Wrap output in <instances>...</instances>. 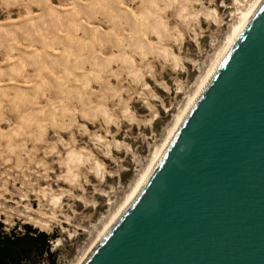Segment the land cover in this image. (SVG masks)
Here are the masks:
<instances>
[{
  "label": "rangeland",
  "instance_id": "374dc122",
  "mask_svg": "<svg viewBox=\"0 0 264 264\" xmlns=\"http://www.w3.org/2000/svg\"><path fill=\"white\" fill-rule=\"evenodd\" d=\"M29 1L30 0H0V24L8 22L16 23L18 21L16 24L14 23V26L5 24L0 29V70L4 73L6 72L5 74L7 75L0 73V84L2 85L3 83L4 86H7L5 83L9 82L10 76L8 68L17 63L10 61H13V59L15 60V58L17 60L18 57L22 58V55L24 57V55H27L25 51L29 52L30 49L40 50L41 44H43L42 40L46 38L51 41L53 35L58 34L59 36V33L63 35L66 30L64 26H66L65 22L67 21H62L65 23L64 26H51L48 21L49 18H46V15L42 13V4L33 0ZM45 1L48 5L58 9L60 12L57 11V13H60L61 16L65 15L69 11L68 9H74L72 0ZM76 1L77 5L82 4L81 0ZM120 1L119 4L129 11L131 16L137 17L140 15L141 9L137 7L138 5L133 6V0ZM240 1L243 5L246 4V0ZM97 2L99 3L100 0H86L84 4H86V6L89 5V9L95 11V4ZM190 3L187 4L189 11L187 10L186 17H188L181 23L183 18L182 20L177 19L174 15V11L171 10L174 8L176 9L177 3L176 5L174 4L173 7L170 6L171 8H167V6L149 0V4H157V8L155 7V9H153L154 13L159 17L162 15L163 26L166 30L165 35H163L160 40V45L158 42L152 40L150 31L146 29H143V33L136 35L138 38H136V36L134 37V34L132 35L128 26L125 27L122 25L119 27L120 29H118V32L120 31L119 34H121L120 39H122L121 47H123V52L126 51V53H130L131 50L130 46H127V43H123V41H126L125 39L127 37H131V45L132 43L138 45L139 38H144L143 40L153 46V48L160 46L164 51L169 53L178 64L173 65L170 62H166L159 57L156 52H147L139 55L141 56H138L139 58L133 54L127 55L126 60L129 62V69L128 66L125 67V64H117L115 67L113 65L101 66L105 70L100 67V73H104L105 75H109L111 72L117 73V81H115L114 84L110 81H103V87L99 85L101 88H97V93L101 96L98 98L91 96L85 106L84 104L82 105L84 108L82 109V113L76 104L77 100L73 99L80 98V95L84 96L81 94V91L82 93H86V90L82 89V81L73 79V75H69L72 74L73 71H64L57 60H55L54 65L56 70H54L52 74L58 77V72H60L61 75L68 72L66 76L70 78L68 81L69 83L66 84L64 89L65 94L68 96L67 101H64V98H57L59 96L56 94V90L52 92V98H47L44 94H40L38 99L35 100V105L39 106L41 110L35 111V106L31 103L34 99L32 89L37 85L39 70L34 64L27 65L23 68L24 71L21 76H19L20 74H16L13 78L15 86L17 84L21 86V88H19L24 90L31 101L19 102L20 104H17V106H19L15 108L12 102H9L10 100L7 99L16 98L18 93L12 88L9 89V87L3 90V92H0V134H6L11 130L14 132H19V130L21 132L24 130L27 133H22L21 135L13 133L14 136H10L12 145L23 147L24 155L23 153L21 154V152L16 153L7 151L6 146L9 138L7 136V139L6 135H0V188H2L3 182H5V186L8 184L7 189L10 192L12 191L13 195L15 194L13 198L6 195L7 198L12 200L10 202H5V204L13 205V201L19 200L16 195V188L22 189L21 185L22 187L26 186L25 188L27 190L33 187L34 189H32L35 193L41 188H48L54 194L60 195V193L63 192L64 195L60 198L61 207L59 206L58 209H53V211H55L53 216L56 215V218L50 215V211L48 210L49 206H45L47 210L46 213L49 214L47 226L33 221H24L23 218L12 217V219H10V217H8L6 219L5 217L7 216L4 214H0V222L7 231L11 228H20L22 225L28 224L49 234L55 233L56 237L53 238L55 240L52 245L54 246L53 252L57 264H73L81 255L84 248H86L97 235L105 220L123 203L132 185L148 166L153 157V153L158 150L177 114L186 103L188 97L196 90L198 84L209 70L212 62L225 45L232 25L236 23L238 19L240 13L238 9L242 8V6L240 8L239 4L234 0H197L191 1ZM204 10L213 11L215 19H205L203 15H199L197 16L198 18L195 19L193 16L195 12H204ZM157 11L160 12L157 13ZM84 13L85 12H78L77 19H79L81 24H86V26H88L86 28L90 27L93 31L96 30L95 32L99 36H103V34L106 35L109 32V27L106 22L99 18L95 12L93 13L94 15H91V18L86 15L84 16ZM190 14H193L192 17L189 16ZM31 16H35L32 20H34L33 22L37 25V29L34 32H32V29H29L32 26H29L30 24L25 22L26 19ZM38 17L42 19L40 20ZM35 20H37V22L39 21V24ZM150 20L146 25L148 29L153 19ZM162 20L160 21L162 22ZM144 31H147V34ZM33 33L34 35L36 34V36H34ZM85 33L86 32H84V35ZM86 35L82 37L80 41L88 47L90 41ZM14 41H17L19 44L17 45ZM136 44L135 46H137ZM9 45H11V47ZM55 47L63 52L60 47ZM99 49L102 51L100 52ZM9 51L14 53L10 54ZM74 52L70 50L67 51V56L69 55L70 61L76 60L78 56V58L84 56L83 53H85L84 57L90 59L89 61L94 58V60H92L93 62L97 61V63L103 64L106 60H111L108 47L97 46L93 48V50H87V52ZM17 54H19V56H16ZM73 54L74 56L77 55V57H72ZM6 55L10 57L8 58ZM19 58L18 60H20ZM108 61H106V63ZM127 69H131L132 74L137 76H132L130 78V75L126 72ZM83 72L90 74L86 66L83 67ZM45 76H47V74H45ZM78 82H81V84ZM23 85L25 87H22ZM27 86L28 88H26ZM78 88L79 90H77ZM87 96L88 94L85 98H87ZM52 101L56 102L53 104L56 107H52L54 109L51 108V110L48 107H50L49 104ZM60 105L61 109L59 107ZM102 109L105 110V112ZM62 110L64 112H62ZM99 111H102L105 115ZM52 113L54 117L50 118V114L52 116ZM29 118H32V120L27 124L25 120ZM52 119H55V121L52 122ZM23 121L24 123L26 122V126L22 125ZM61 125L62 127H60ZM40 127L45 129L42 135H40V131L38 133ZM40 137L42 139L39 140ZM95 138L101 140V142L97 143ZM114 142H118L119 145L121 144L120 147L114 146ZM105 143L109 145L108 151L105 149L106 147L104 148ZM25 150L28 153L25 152ZM80 151H84V154L87 158L89 157L88 159H90L91 163L93 162L97 166L102 167L104 171L103 177H99L94 172L90 171L87 164H84L77 168L79 176L77 178L78 181L74 184L66 182L64 175L67 174V168L64 167L66 166L64 161L70 153H79ZM9 152L11 155H9ZM17 156L19 157L17 158ZM13 160H16V162ZM18 163L20 166L17 165ZM22 164L24 165L22 166ZM13 166H15V168ZM21 166L22 169L19 168ZM17 168L19 169L17 170ZM15 180L18 181L16 182ZM20 180H23L21 184ZM26 180L27 184L25 182ZM25 188H23L22 191H24ZM35 197L33 192H28V200L22 201L23 203L28 202L32 204L33 208L36 209L37 199ZM57 239L60 240L58 244L55 243ZM31 264L50 263L46 258H43L35 260Z\"/></svg>",
  "mask_w": 264,
  "mask_h": 264
},
{
  "label": "water",
  "instance_id": "95a60500",
  "mask_svg": "<svg viewBox=\"0 0 264 264\" xmlns=\"http://www.w3.org/2000/svg\"><path fill=\"white\" fill-rule=\"evenodd\" d=\"M82 264H264V0Z\"/></svg>",
  "mask_w": 264,
  "mask_h": 264
},
{
  "label": "bare ground",
  "instance_id": "6f19581e",
  "mask_svg": "<svg viewBox=\"0 0 264 264\" xmlns=\"http://www.w3.org/2000/svg\"><path fill=\"white\" fill-rule=\"evenodd\" d=\"M11 1H15V0H11ZM32 1V0H30ZM29 1V2H30ZM35 2H40V4H42L43 7V14L46 15V18H49V22L51 24V26H55L57 27L58 25L60 26H64V24L66 23V30L65 33L63 35H61V33H59L60 35H53L51 41L48 39H44L42 40L43 44H41V49H30L29 52L25 51L27 53V55H22V58H19L20 60H15L13 59V61L10 62H17L15 65H11L8 68V73H9V82L5 83L7 84V86H4V84L2 83V85L0 84V92H3V90H6L7 87H9V89H14V91H16L18 94V96L16 98H10L7 100H10L9 102H12L13 107L17 108V104L19 102H28L31 101L29 96L25 94L24 90L20 89L21 86L16 85L13 82V78L16 74H20L19 76H21V74H23L22 72L24 71L23 68H25L27 65L30 64H34L38 70H39V77L37 80V85H35V88H31L33 90V102H31L33 104L35 111L39 110L40 107L35 105V100L38 99V97L40 96V94H44L47 98L50 97L52 98V92L54 90L57 91V95L59 97L57 98H64V101L68 100V96L65 94V86L66 84H68L70 78L67 77V73L61 75L60 72H58V77H56V75L52 74L54 72V70H56L54 68L55 65V60H57V62H59L58 64L61 66V68L64 71H73L72 74L69 75H73V79H76L78 81H82L79 84L82 85V89L86 90V93H82L81 94L84 96H79L80 98L76 99L73 98L76 101V104L78 105L80 112L82 113L84 109L82 107V105L88 102V100L90 99L91 96L98 98L100 97L99 94L97 93V88L99 87V85H102L103 81L107 82L110 81L112 82V84L115 83V81H117V73L111 72V74H104V73H100L99 72V68L101 66H108V65H113L114 67L119 64V65H123L125 64L128 69L130 68V66L128 65L129 62H127L126 60V56L127 55H135L136 57H138L139 55L143 54V53H157V55H159V57H161L163 60H165L166 62H170L173 65L178 64L169 53H167L166 51H164L160 46L153 48V46L149 45L145 40L140 39L139 38V43L138 45L136 43H132L131 45V37H127L125 40V42L123 41V43H127V46H130L131 50L130 53H126L123 52V47L122 46V39H120L121 34L120 31L118 32V29H120L119 27L124 25L125 27L128 26L129 30L131 31L132 35L135 37L137 34H141L143 33V29L150 31V34L152 35V40L155 42H158L160 45V40L163 37V35H165V29L163 26V20H162V15L161 17H159L158 15H156V13H154L155 7L157 8V4H161L163 6H174V4L176 5L177 3V7L176 9H171L172 11H174V15L176 16L177 19H181L183 18V20L181 21V23L186 20L185 18L187 15L188 10V5L191 1H197V0H152L154 2H156L157 4H149V0H133V6L138 5L137 7H139L141 9V13L140 15H138L137 17H133L129 14V11H127L125 8H123L119 2H121L120 0H100V2L95 4L96 8L95 11L89 9V5L86 6L85 1L86 0H81L82 4L77 5V1L76 0H72L73 3V8L74 9H68L69 11L61 16L60 13H57L58 9L53 8L51 5H48L46 3L45 0H33ZM236 3L239 4L240 8L242 6L241 9H238L240 11L238 19L236 21V23H233L231 31L229 36L227 37V41L225 42V45L223 46V48L220 50V52L218 53L217 57L215 58V60L212 62L209 70L207 71V73L204 75L203 79L200 81V83L198 84L196 90L193 92L192 95H190L186 101V103L184 104V106L182 107V109L179 111V113L177 114L175 120L173 121L171 127L169 128V130L167 131V134L164 138V140L162 141L161 145L159 146L158 150L153 153V157L151 158L148 166L143 170V172L140 174V176L138 177V179L135 181V183L132 185V187L130 188V192L129 194L126 196V198L124 199L123 203L120 205V207H118V209L113 212V214L107 218L105 220V222L103 223L102 228L98 231L97 235L91 240V242L89 243L88 246H86V248H84L83 252L81 253V255L75 260V262L73 264H82V262L85 260V258L88 256V254L91 252V250L94 248V246L97 244V242L100 240V238L104 235V233L107 231V229L110 227V225L113 223V221L116 219V217L119 215V213L122 211V209L125 207V205L128 203V201L131 199V197L135 194V192L138 190V188L141 186V184L143 183V181L145 180V178L147 177V175L149 174V172L151 171V169L153 168L154 164L156 163V161L158 160V158L160 157V155L162 154V152L164 151L165 147L167 146V144L169 143V141L171 140V138L173 137L174 133L176 132V130L178 129V127L180 126V124L182 123L183 119L185 118V116L187 115L188 111L190 110V108L192 107V105L195 103L196 99L198 98V96L200 95V93L202 92V90L204 89L205 85L207 84V82L209 81V79L211 78V76L213 75V73L215 72L216 68L218 67V65L220 64V62L222 61V59L224 58V56L226 55L229 47L232 45V43L234 42V40L236 39V37L238 36V34L241 32V30L243 29V27L245 26V24L248 22V20L250 19V17L253 15V13L255 12V10L257 9V7L260 5V3L262 2V0H246V4H242V2L240 0H234ZM48 2V1H47ZM80 2V1H79ZM96 2V1H95ZM200 2V1H199ZM241 2V3H240ZM33 3V2H32ZM136 3V4H135ZM35 4V3H34ZM37 4V3H36ZM191 4V3H190ZM39 5V4H38ZM236 5V4H235ZM88 7V9H87ZM190 7V6H189ZM171 8V7H170ZM169 8V9H170ZM191 8V7H190ZM161 9V8H160ZM158 9V10H160ZM164 10V9H163ZM162 10V11H163ZM188 10V11H187ZM67 11V10H66ZM135 11V10H134ZM60 12V11H58ZM78 12H85L84 16L86 15L87 17L91 18V15H94L93 13L95 12L96 15L99 16V18L103 19L107 26L109 27V32L103 36H99L98 34H96V30L93 31V29L90 27L86 28L88 26H86V24H81L79 19H77V13ZM156 12V11H155ZM160 11H157V13ZM192 12V11H191ZM195 12V11H194ZM65 13V11H64ZM193 13V12H192ZM162 14V12H161ZM173 15V14H172ZM193 14H190L189 16L192 17ZM199 15H203L206 18H210V19H215V14L213 13V11H205L204 12H195V14L193 15L195 17V19H197ZM42 17V16H41ZM80 17V15H79ZM35 16H31L28 19H26L25 22L29 23V26H32L31 28H29L30 30L32 29V32H34L37 28L35 25V23L33 22ZM40 18V17H38ZM45 18V17H44ZM45 18V19H46ZM42 18H40L41 20ZM86 19V18H85ZM152 21H151V20ZM39 20V19H37ZM37 20H35L37 22ZM47 20V19H46ZM67 21L65 23H63L62 21ZM149 20L151 21L150 25H149V29L148 27L146 28L147 23L149 22ZM162 20V22L160 21ZM47 21V22H48ZM180 21V20H179ZM18 22V21H17ZM16 22V23H17ZM20 22V21H19ZM23 22V21H22ZM39 22V21H38ZM37 22V23H38ZM62 22V23H61ZM198 22V21H197ZM15 22H8V23H1L0 24V29L2 28L3 25L5 24H10V26H14ZM15 23V24H16ZM34 23V24H33ZM36 23V24H37ZM39 24V23H38ZM187 24V23H186ZM180 25V24H179ZM27 26V25H26ZM47 26V25H46ZM50 26V25H48ZM151 26V28H150ZM16 27V26H15ZM11 28V27H10ZM14 28V27H13ZM56 29V28H55ZM54 30V29H53ZM128 30V31H129ZM2 31V30H1ZM31 32V31H30ZM47 32V31H46ZM84 32L85 35L89 38V46L87 47L86 44H82L80 39L82 37H84ZM118 32V33H117ZM147 34V31H144ZM57 33V32H56ZM55 33V34H56ZM117 33V34H116ZM130 33V34H131ZM34 35V33H33ZM32 35V36H33ZM84 35V36H83ZM126 35V34H125ZM36 36V34L34 35ZM149 36V35H148ZM165 37V36H164ZM167 37V36H166ZM37 38V37H36ZM51 38V37H50ZM136 38H138L136 36ZM149 38V37H148ZM40 39V38H39ZM135 39V38H134ZM133 39V41H134ZM165 39V38H164ZM180 40V39H179ZM182 40V39H181ZM1 42V41H0ZM5 43V42H4ZM3 43V44H4ZM12 43V42H11ZM14 43H17V41ZM13 43V44H14ZM164 43V42H163ZM9 44V43H7ZM12 44V45H13ZM19 43H17L18 45ZM40 44V43H39ZM135 44L137 46H135ZM180 44V43H179ZM11 47V45H9ZM14 46V45H13ZM55 46L60 47V49L63 50V52H61L59 49H57ZM108 47L109 51H110V58L111 60H106L108 61L106 63H97L93 62L92 60H94V58H92L91 61H89L90 59H87L85 56V53H83L84 56L78 58L77 55H75L77 57L76 60H72L70 61L69 55L67 56V51H82V52H87V50H93V48L95 47ZM126 46V45H125ZM8 47V46H7ZM9 47V48H10ZM16 47V46H15ZM19 47V46H17ZM21 47V46H20ZM8 48V50H9ZM11 49V48H10ZM19 49V48H18ZM25 49V48H23ZM12 50V49H11ZM22 50V49H21ZM27 50V49H25ZM100 50V49H99ZM14 51V50H13ZM102 50H100L101 52ZM10 54L12 53V51H9ZM18 52V51H17ZM16 52V53H17ZM20 52V51H19ZM93 52V51H92ZM14 53V52H13ZM12 53V54H13ZM24 53V52H23ZM22 53V54H23ZM24 53V54H26ZM9 54V55H10ZM75 54V52H74ZM73 54L72 57H75ZM91 54V53H90ZM71 55V54H70ZM155 55V54H154ZM8 57V55H6ZM5 56V57H6ZM16 56H19V54H17ZM81 56V54H80ZM10 57V56H9ZM8 57V58H9ZM12 57V56H11ZM71 57V56H70ZM129 57V56H128ZM131 57V56H130ZM141 57V56H139ZM138 57V58H139ZM99 58V57H98ZM11 59V58H10ZM100 59V58H99ZM9 60V59H7ZM12 60V59H11ZM102 60V59H101ZM104 61V60H102ZM8 62V61H7ZM100 62V61H99ZM131 64V63H130ZM8 66V65H7ZM86 66L87 70L90 71V74H87L86 72H83V67ZM6 67V66H5ZM34 67V66H33ZM2 69V68H1ZM85 69V68H84ZM101 69L105 70L104 68L101 67ZM127 69V73L130 75V78L136 77L135 75L132 74V67L130 70ZM59 71V70H58ZM116 72V71H115ZM0 73H4L2 72V70H0ZM6 73V72H5ZM4 73V74H5ZM7 73V74H8ZM3 74V75H4ZM45 74H47V76H45ZM104 74V75H103ZM127 74V75H128ZM2 75V74H1ZM6 75V74H5ZM26 75V74H25ZM37 75V76H38ZM128 75V76H129ZM7 76V75H6ZM18 76V77H19ZM47 77V78H46ZM3 79V78H2ZM25 79V78H24ZM72 79V80H73ZM15 81V80H14ZM2 82V81H1ZM74 82V81H73ZM77 83V84H78ZM76 84V83H74ZM20 87V88H19ZM22 87H25L24 85ZM31 87V86H30ZM76 87V86H75ZM78 87V85H77ZM103 87V85H102ZM28 88V86L26 87ZM101 87H99L100 89ZM106 88V87H105ZM112 88V87H111ZM8 89V88H7ZM67 89V88H66ZM107 89V88H106ZM31 90V91H32ZM79 90V88L77 89ZM28 91V90H27ZM30 91V90H29ZM6 92V91H5ZM112 92V91H111ZM28 94V93H27ZM88 94L87 98H85V96ZM79 95V94H78ZM77 95V96H78ZM112 95V94H111ZM71 96V95H70ZM113 96V95H112ZM6 100V99H5ZM62 101V100H61ZM55 102V101H54ZM54 102L52 101L48 108H52L55 105ZM56 103V102H55ZM20 104V103H19ZM62 105V103H61ZM61 105L59 106L61 109ZM56 107V106H55ZM54 107V108H55ZM57 107V108H59ZM66 107V106H65ZM52 108V109H54ZM14 109V108H13ZM33 109V108H32ZM47 109V108H46ZM49 109V110H50ZM51 109V110H52ZM64 109V108H63ZM78 109V110H79ZM41 110V109H40ZM103 110V109H102ZM48 111V110H47ZM105 112V110H103ZM33 112V111H32ZM62 112H64L62 110ZM67 112V111H66ZM71 112V111H70ZM100 112V111H99ZM35 113V112H34ZM33 113V114H34ZM51 113V112H50ZM100 113H103L102 111ZM24 114V113H23ZM22 114V115H23ZM32 114V113H31ZM63 114V113H62ZM104 114V113H103ZM102 114V115H103ZM73 115V114H72ZM105 115V114H104ZM39 116V115H38ZM33 117V115H32ZM35 117V116H34ZM53 113L52 116L50 114V118H53ZM56 117V116H55ZM59 117V116H58ZM27 118V117H26ZM30 120H32V118H29L27 120H25L27 122V124H29ZM69 120V119H68ZM55 119H52V122H54ZM25 122V123H26ZM34 122V121H33ZM23 121V126H26L27 124H25ZM38 123V122H37ZM42 123V122H41ZM40 123V124H41ZM56 124V123H55ZM60 124V123H59ZM62 124V123H61ZM67 125V124H66ZM69 126V125H68ZM62 127V125L60 126ZM26 128V127H25ZM43 127H40L38 130V133L40 131V135L43 134V131L45 129H43ZM66 129V128H65ZM11 130V129H10ZM16 131V130H15ZM13 133H17L18 135H21L22 133H26V131H21L19 130V132H14V131H9L6 134V138L8 136L9 140L7 142V146L6 149L7 151L10 152H21V154L23 153L24 149L22 146H15L12 145V142L10 141V136L13 135ZM27 134V133H26ZM30 134V133H28ZM1 135V134H0ZM1 135V136H3ZM14 136V135H13ZM23 136V135H22ZM5 137V136H4ZM39 137V136H38ZM3 138V137H2ZM7 138V139H8ZM14 138V137H13ZM36 138V137H35ZM6 139V140H7ZM42 139L41 137L39 138V140ZM59 139V138H58ZM37 140V139H36ZM59 141V140H58ZM95 141L97 143L101 142V140L95 138ZM35 142V141H34ZM104 144V143H103ZM102 144V145H103ZM22 145V144H21ZM98 145V144H97ZM121 145V144H120ZM118 142H114V146H118V148L120 147ZM106 147V148H105ZM17 148V149H16ZM104 148L107 150L109 148L108 143H105ZM38 149V148H37ZM105 150V151H106ZM6 151V152H7ZM108 151V150H107ZM9 152V153H10ZM25 152H27L25 150ZM5 153V152H4ZM8 153V154H9ZM28 153V152H27ZM32 153V152H30ZM7 154V156H8ZM20 154V155H21ZM36 154V153H35ZM11 155V153L9 154ZM17 155V154H16ZM24 155V153H23ZM28 155V154H26ZM30 156V155H28ZM12 157V156H11ZM16 157V156H15ZM19 156H17L18 158ZM7 158V157H6ZM22 158V157H20ZM89 158V157H88ZM86 157V155L84 154V151H80L79 153H70L65 161L64 164H66L67 168V174L64 175V178L66 179V182H70L71 184L76 183L78 180L77 178L78 173H77V168H79L80 165H84L87 164L88 168L90 171L94 172L96 175H98L99 177H103V169L102 167L97 166L96 164H94L93 162L91 163L90 159H88ZM3 159V158H2ZM9 159V158H8ZM16 159V158H15ZM23 159V158H22ZM28 159V158H27ZM10 160V159H9ZM30 160V159H29ZM5 161V160H4ZM14 161V160H13ZM16 162V160L14 161ZM19 162V161H18ZM21 162V160H20ZM19 162V163H20ZM30 162V161H29ZM10 163V162H9ZM13 163V162H12ZM19 163L17 165H19ZM23 163V160H22ZM26 163V162H25ZM5 164V162H4ZM21 164V163H20ZM28 164V163H27ZM41 164V162H40ZM63 164V165H64ZM2 165V164H1ZM14 165V164H13ZM24 164H22L23 166ZM29 165V164H28ZM11 166V165H10ZM9 166V167H10ZM16 166V165H15ZM15 166H13L15 168ZM20 166V165H19ZM22 166L19 167L22 169ZM3 167V165H2ZM11 167V168H13ZM29 167V166H28ZM17 168V170L19 169ZM9 169V168H8ZM20 169V170H21ZM7 170V169H6ZM12 170V169H11ZM10 170V171H11ZM29 170V169H28ZM25 171V170H24ZM8 172V171H7ZM32 172V171H31ZM3 173V172H1ZM23 175V174H22ZM21 175V176H22ZM28 175V174H27ZM46 175V174H45ZM19 176V174H18ZM32 176V175H31ZM48 176V175H47ZM12 178V177H11ZM18 178V177H17ZM45 178V177H44ZM24 179V178H23ZM27 179V178H26ZM30 179V178H29ZM6 180V179H5ZM16 181V180H15ZM14 181V182H15ZM18 181V180H17ZM16 181V182H17ZM20 180V184H21ZM8 182V181H6ZM13 182V183H14ZM27 184V180L25 181ZM2 183V181H1ZM12 183V184H13ZM5 182H3L2 184V188H0V214H4L6 219L8 217H10V219H12V217H17V218H23L24 221H33L36 223H39L43 226H47V221L49 218V214L46 213V205L49 206L48 210L50 211V215L53 216L54 212L53 209L55 208H59L60 206V198L63 195V192L60 193V195L54 194L50 189L48 188H41L39 190H37V192L35 193V191L31 188L30 190H27L24 186L21 188H25L24 191H22V189L20 188H16L17 189V196L19 198V200H15L12 203H14L13 205H9V204H5V202H10L12 199L7 198V196H10L13 198V196H15V194L13 195L12 191L10 192L7 189V186L4 185ZM15 184V183H14ZM14 184L12 185L14 187ZM25 184V183H24ZM81 185V184H80ZM1 186V185H0ZM12 187V188H13ZM77 188V187H76ZM15 190V189H14ZM62 191V190H61ZM64 191V190H63ZM16 192V191H15ZM28 192H33L35 194V198L37 199V208L34 209L32 204L30 203H23L22 200H28ZM69 193V192H68ZM65 194V193H64ZM64 196V195H63ZM3 200V201H2ZM44 200V202H43ZM26 202V201H25ZM56 216V215H55ZM53 216V217H55ZM52 217V218H53ZM56 218V217H55ZM67 218V217H66ZM50 221V220H49ZM53 221V220H52ZM9 223V220H8ZM50 224V223H49ZM60 242L59 239L56 240V244H58Z\"/></svg>",
  "mask_w": 264,
  "mask_h": 264
},
{
  "label": "trees",
  "instance_id": "16d2710c",
  "mask_svg": "<svg viewBox=\"0 0 264 264\" xmlns=\"http://www.w3.org/2000/svg\"><path fill=\"white\" fill-rule=\"evenodd\" d=\"M55 237L28 224L7 231L0 222V264H31L43 258L57 264L49 243Z\"/></svg>",
  "mask_w": 264,
  "mask_h": 264
},
{
  "label": "built area",
  "instance_id": "2783aa9c",
  "mask_svg": "<svg viewBox=\"0 0 264 264\" xmlns=\"http://www.w3.org/2000/svg\"><path fill=\"white\" fill-rule=\"evenodd\" d=\"M60 207H61V206H60ZM54 240H55V239H52V240L49 241V243H50V245H51V246H50L51 251H53V247H54V246H53L52 244H53V241H54ZM55 243H56V242H55Z\"/></svg>",
  "mask_w": 264,
  "mask_h": 264
}]
</instances>
